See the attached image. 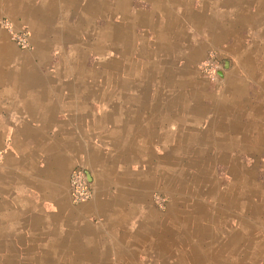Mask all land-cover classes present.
Returning <instances> with one entry per match:
<instances>
[{
    "label": "crops",
    "instance_id": "crops-1",
    "mask_svg": "<svg viewBox=\"0 0 264 264\" xmlns=\"http://www.w3.org/2000/svg\"><path fill=\"white\" fill-rule=\"evenodd\" d=\"M1 16L28 46L2 50L0 34V249L41 251L39 264H264V181L236 177L247 204L235 228L207 229V258H160L147 205L152 154L182 123L219 150L264 144V0H0ZM211 49L225 57L215 92L194 67ZM105 54L100 83L83 60ZM75 165L90 177L79 203Z\"/></svg>",
    "mask_w": 264,
    "mask_h": 264
},
{
    "label": "rangeland",
    "instance_id": "rangeland-1",
    "mask_svg": "<svg viewBox=\"0 0 264 264\" xmlns=\"http://www.w3.org/2000/svg\"><path fill=\"white\" fill-rule=\"evenodd\" d=\"M11 32L15 31H12L9 21L1 16L0 34L8 33L9 36L6 42L7 46H2V50L17 49L20 51V47L18 48L11 38ZM1 44L3 42L0 39ZM224 59L225 57H221L214 49H211L207 51L202 60L194 65L196 76L206 80L212 87V92L221 86V77L217 75V71H223ZM15 60L14 56L11 57L7 66L13 67ZM18 60L21 61V58ZM206 62L207 64H205ZM108 63L110 64L106 54L100 58L89 56L83 60L85 66L93 64L98 66L100 75L93 80L100 83L105 81L102 80V76L104 75V66ZM1 65L2 63H0V76L3 73ZM204 65H207V71L204 70ZM65 79L62 77L60 80ZM212 85H216V87ZM147 91L151 100L156 96L160 97V92L156 93L158 90L154 86H151ZM170 91L171 89L166 92L170 93ZM157 102L158 106L155 103V108H159L158 117L167 118V113H171V111H168L165 102ZM153 107L151 102L149 108ZM104 108L107 107L104 106ZM164 124L168 125L166 122ZM181 125L184 128V123ZM199 126L207 127V119L200 122ZM183 128L179 131V137H165L170 139L168 141L158 140L160 143L157 144L158 150L156 149V153L152 154L150 170L152 165L156 164L157 172L156 174L153 172L154 180L149 182L147 205L154 211L157 224L155 223L154 227L155 233L149 231V242L158 236L163 239V244L167 241V247L161 252L160 258L174 259L175 257L188 258L189 256L207 258V246H210L207 229L235 228L238 225L237 220H240L236 216L237 212L244 210L242 204L243 206L247 204L245 200L248 198V190L251 186L249 183L242 185L236 180V177L245 176L251 181L257 180L260 183L264 181V144L257 147L256 153L244 152L234 146L228 147V144L226 145L227 150L225 148L219 150L207 144V138L200 135L199 128L194 130L196 137L190 136L191 131ZM165 134L167 135L166 132ZM236 167L240 168L238 174L242 171V175L237 174L234 178L231 168L235 170ZM159 174L163 175V179L157 180ZM199 229L202 231L201 235L196 233ZM180 230H184V232L190 230L187 245L184 233H181ZM191 231H194L195 235H192ZM174 241H178L176 245L173 244ZM38 252V250L19 249L9 253L0 249V264L9 262L10 264H39L34 262L40 261L34 259L42 254L41 251ZM155 255L149 253L148 257H156Z\"/></svg>",
    "mask_w": 264,
    "mask_h": 264
},
{
    "label": "built area",
    "instance_id": "built-area-1",
    "mask_svg": "<svg viewBox=\"0 0 264 264\" xmlns=\"http://www.w3.org/2000/svg\"><path fill=\"white\" fill-rule=\"evenodd\" d=\"M11 38L20 48L28 46L27 35L24 30L11 32ZM204 70L207 71V65H204ZM68 186L69 195L73 203L86 201L91 195V189L89 182L85 178L84 169L79 165L73 166L69 171Z\"/></svg>",
    "mask_w": 264,
    "mask_h": 264
},
{
    "label": "water",
    "instance_id": "water-1",
    "mask_svg": "<svg viewBox=\"0 0 264 264\" xmlns=\"http://www.w3.org/2000/svg\"><path fill=\"white\" fill-rule=\"evenodd\" d=\"M225 65H226V63H224V67H225ZM217 75L220 76L221 72L217 71ZM84 174H85L86 180L89 181L90 180L89 173L87 171H85Z\"/></svg>",
    "mask_w": 264,
    "mask_h": 264
},
{
    "label": "bare ground",
    "instance_id": "bare-ground-1",
    "mask_svg": "<svg viewBox=\"0 0 264 264\" xmlns=\"http://www.w3.org/2000/svg\"><path fill=\"white\" fill-rule=\"evenodd\" d=\"M105 7V6H104ZM201 155V154H200ZM179 181V180H178ZM180 184V183H179Z\"/></svg>",
    "mask_w": 264,
    "mask_h": 264
}]
</instances>
